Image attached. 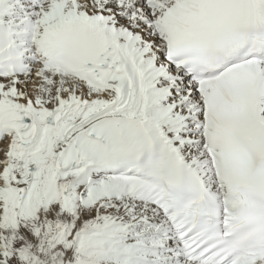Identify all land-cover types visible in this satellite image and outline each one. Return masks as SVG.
<instances>
[{
  "label": "snow or ice",
  "instance_id": "1",
  "mask_svg": "<svg viewBox=\"0 0 264 264\" xmlns=\"http://www.w3.org/2000/svg\"><path fill=\"white\" fill-rule=\"evenodd\" d=\"M0 264H264V0H0Z\"/></svg>",
  "mask_w": 264,
  "mask_h": 264
}]
</instances>
